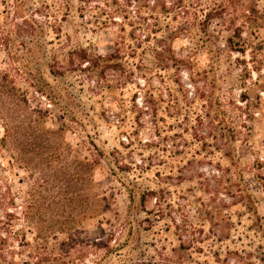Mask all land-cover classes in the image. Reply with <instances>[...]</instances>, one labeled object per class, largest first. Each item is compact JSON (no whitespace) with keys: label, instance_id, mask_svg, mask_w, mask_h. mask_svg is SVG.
I'll return each instance as SVG.
<instances>
[{"label":"rangeland","instance_id":"374dc122","mask_svg":"<svg viewBox=\"0 0 264 264\" xmlns=\"http://www.w3.org/2000/svg\"><path fill=\"white\" fill-rule=\"evenodd\" d=\"M25 9L41 27L25 33L21 20L18 55L0 50V70L20 89L0 88V193L3 212L19 218L17 261L37 264L39 236L55 247L40 264H93L89 246L112 233L116 245L137 240L124 252L139 264L158 251L179 260L181 239L198 241L199 263L264 264V0H27ZM210 12L220 18L205 22ZM237 28L245 53L227 42ZM82 53L112 56L117 68ZM52 226L57 236L45 239Z\"/></svg>","mask_w":264,"mask_h":264},{"label":"trees","instance_id":"16d2710c","mask_svg":"<svg viewBox=\"0 0 264 264\" xmlns=\"http://www.w3.org/2000/svg\"><path fill=\"white\" fill-rule=\"evenodd\" d=\"M26 5L27 0H11V3H3L4 6V16L2 21H0V50L7 51L9 56L12 58H15V56L18 55L19 51L21 50V20L23 25V31L25 33H33L36 31L37 27L40 26L38 24L39 22L37 19L27 13L26 11ZM246 11L248 13L247 19H251V16L254 15V13H257V10L252 5H249L246 8ZM220 16V15H218ZM218 16L212 15V12L208 13L205 16V22H211L212 20L216 18H220ZM20 20V22H18ZM48 24H41L45 30V26L47 28H50ZM245 26V25H244ZM41 27V26H40ZM241 29L237 28L236 35L228 39L229 47L232 51H238L241 53L246 52V47L249 46L248 40L244 39L242 37V32H240ZM238 38V42L235 43L234 39ZM235 44V45H234ZM81 60L85 63L90 64L91 66H97L98 68L101 67V62L105 64L103 70L108 68H117V63H114L112 56L108 58H100L99 61H92L90 57H87L84 53L79 55ZM112 62V64H110ZM17 68L21 69L20 62L17 60L14 61ZM19 63V64H18ZM103 66V65H102ZM261 76V73H260ZM259 76V77H260ZM0 88L3 93H8L10 95H18L20 92V89L17 87L15 79H13L10 75V73L5 72L3 70H0ZM243 100L247 101L249 98H247L245 95L243 96ZM169 138H165V140H168ZM98 162L95 161L94 163H88L87 167L90 172L94 170V168L97 166ZM113 175L115 178H118V175L116 171H113ZM264 181V178L261 179ZM264 188V185H263ZM145 196L142 195V203L145 200ZM7 197L0 193V264H21V261H17V256H21V231L20 233L18 231L14 230V221L19 220V218L12 213V211H4L3 208L7 206ZM13 202V201H12ZM15 203H12V206H14ZM28 216L27 212L25 213V217ZM34 227V225H32ZM36 227V226H35ZM66 233L72 230L71 227H64ZM42 230V229H41ZM132 233V231H130ZM46 236L44 237L47 239L49 236H57L55 234L54 226L50 227L45 231ZM48 234V235H47ZM114 234H110L108 238L105 241H102L100 243H93L89 246V254L95 253L96 261H93V264H104L103 262L110 257L115 255V257L119 260V264H139L131 257L129 258V254H126L124 252V249L126 247H130L134 250V247L137 245L136 239H127L124 243H120L116 245V242L113 243V237ZM12 240H17L18 246L15 248V246L12 243ZM48 240V239H47ZM47 240L41 239L39 236L34 237V244L32 246L33 253L37 254L36 262L37 264H40L42 262V256L45 254L47 255H53L55 254V247H50L47 243ZM43 242V243H40ZM198 241L191 239L189 241H185L181 239V243L179 245L178 249H174L178 253L179 260L174 261L172 257H170L166 252H157V256H153L151 259V262L149 264H209L208 262L205 263H199L195 260L194 254L196 253H202L201 249L197 247ZM137 248V247H136ZM100 255L98 254L99 252ZM58 256L64 257L68 256L65 255L64 251H60L57 253ZM56 255V256H57ZM41 257V258H40ZM60 259H63L61 258ZM159 258V260L155 259ZM49 259V258H47Z\"/></svg>","mask_w":264,"mask_h":264}]
</instances>
